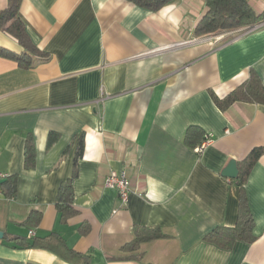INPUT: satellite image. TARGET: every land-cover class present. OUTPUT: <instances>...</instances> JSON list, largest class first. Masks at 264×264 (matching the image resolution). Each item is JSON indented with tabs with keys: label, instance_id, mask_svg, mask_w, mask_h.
<instances>
[{
	"label": "crops",
	"instance_id": "1",
	"mask_svg": "<svg viewBox=\"0 0 264 264\" xmlns=\"http://www.w3.org/2000/svg\"><path fill=\"white\" fill-rule=\"evenodd\" d=\"M205 2L153 10L132 0H21L25 31L48 60L22 70L0 58V264H264V106L222 112L210 96L225 97L251 71L264 85V26L197 36ZM248 2L264 12V0ZM0 47L22 52L2 32ZM189 127L212 135L199 154L200 143L184 142ZM50 133L57 139L48 145ZM256 149L263 153L243 185L221 175L230 161L239 172ZM122 171L132 187L125 206L103 186ZM8 177L13 195L1 187ZM68 181L76 214L61 221L56 202ZM242 199L256 239L229 251L206 243L236 225ZM135 227L166 238L122 252ZM30 230L31 239L58 236L86 261L21 247Z\"/></svg>",
	"mask_w": 264,
	"mask_h": 264
},
{
	"label": "trees",
	"instance_id": "2",
	"mask_svg": "<svg viewBox=\"0 0 264 264\" xmlns=\"http://www.w3.org/2000/svg\"><path fill=\"white\" fill-rule=\"evenodd\" d=\"M142 7H150L156 10L159 6L165 4L168 0H132ZM21 0H7V7L0 11V32L12 38L22 52L19 54L8 51L0 47V58L12 60L17 63L22 70L33 69L37 64L44 63L48 60V55L39 51L30 41L25 25L19 17V7ZM206 12L195 28V35L205 36L218 32L234 31L240 28L249 27L264 21V12L256 14L248 0H206ZM214 105L222 112L226 111L235 103L257 104L264 106V85L260 78L251 71L249 77L241 85L223 98L216 97L210 92ZM57 139V135L50 133L48 136V145H51ZM204 140V134L198 127H189L184 136V142L190 147ZM263 153L262 149H256L242 162V167L238 176L234 179L237 185H243L245 179L254 163ZM82 154V141L79 144L77 156ZM34 162L33 147L30 142L25 146V167L31 168ZM71 181V180H70ZM70 181L61 186L60 193L56 202V208L61 216V221L76 214L72 205V189ZM1 187L8 188V194L15 193V177H8ZM36 217L35 224L39 222V214L31 212L28 222L32 217ZM252 221L250 212L247 208L245 199L241 201L239 217L233 228L220 227L204 236L206 243L214 245L219 249L229 251L239 240L248 243L253 242L256 238L251 234ZM166 236L158 228L135 227L133 230V239L130 243L121 248L122 252L137 251L144 243L154 240L165 239ZM31 239V238H30ZM17 240V239H15ZM20 246L23 248H38L55 251L60 253L64 251L62 257L71 261L85 262L86 256L78 255L69 250L63 241L56 235L50 234L45 238H33L30 241L20 240Z\"/></svg>",
	"mask_w": 264,
	"mask_h": 264
},
{
	"label": "built area",
	"instance_id": "3",
	"mask_svg": "<svg viewBox=\"0 0 264 264\" xmlns=\"http://www.w3.org/2000/svg\"><path fill=\"white\" fill-rule=\"evenodd\" d=\"M264 21L258 25L251 26L243 30V32H249L255 30L258 27H263ZM212 141V135H204V140L195 148L196 153H201ZM5 178L4 176L0 177ZM103 186L105 189L113 190L116 192L118 200L122 206H125L128 202L129 196L132 193V187L130 180L128 179L124 171L120 173L112 172L104 180ZM34 232L32 230L28 231V237L32 238Z\"/></svg>",
	"mask_w": 264,
	"mask_h": 264
},
{
	"label": "water",
	"instance_id": "4",
	"mask_svg": "<svg viewBox=\"0 0 264 264\" xmlns=\"http://www.w3.org/2000/svg\"><path fill=\"white\" fill-rule=\"evenodd\" d=\"M221 175L225 178L234 180L238 176L237 164L234 161H230L226 168L221 172ZM2 233L0 232V239L2 238Z\"/></svg>",
	"mask_w": 264,
	"mask_h": 264
},
{
	"label": "rangeland",
	"instance_id": "5",
	"mask_svg": "<svg viewBox=\"0 0 264 264\" xmlns=\"http://www.w3.org/2000/svg\"><path fill=\"white\" fill-rule=\"evenodd\" d=\"M254 26V25H253ZM240 29H242V28H240ZM229 32V31H228ZM219 33H224V32H218V33H215V34H213V35H217V34H219Z\"/></svg>",
	"mask_w": 264,
	"mask_h": 264
}]
</instances>
